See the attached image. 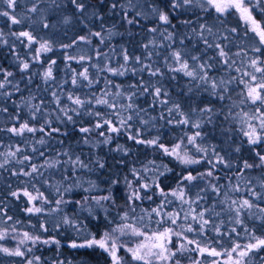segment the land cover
<instances>
[{"label":"trees","instance_id":"obj_1","mask_svg":"<svg viewBox=\"0 0 264 264\" xmlns=\"http://www.w3.org/2000/svg\"><path fill=\"white\" fill-rule=\"evenodd\" d=\"M89 4H96L97 0H87ZM122 3L126 4V0H121ZM152 0H147V3H151ZM147 3L145 7H147ZM32 0H26L25 3L19 4L16 9V14L18 17L26 14V8L31 7ZM49 6L48 0H42L40 3L41 8H47ZM6 9V7L4 8ZM10 11V10H9ZM100 14L103 15V22L96 19L85 20L84 23L78 19L79 14L74 13V9L71 5H66L63 12H59L57 15H49L50 23H56L55 28L44 29L39 23V18L36 14L32 15L33 20L37 22L31 25V30L33 35L37 38L44 40H51L53 42L54 50L48 53H41L38 59H34L36 56L35 49L39 46L38 44H32L30 47L27 46V42L21 43V40L17 39L15 36L11 35L12 32H19L21 30H29V21L25 20L20 25H12L8 18L0 17V31L4 33L3 37H0V68L6 69L14 73L11 80V84H7L5 89L0 91H11L13 95L11 97L0 96V108H8V113L0 112V128H7L15 123L10 117L19 113L21 120H28L30 124L40 126L43 124L44 119L52 120V127H59L63 131L68 132L67 136H61L54 134L53 137H45L46 143L44 145L38 144L36 141L43 136L42 133H25L23 137H17L8 133L7 131H0V153L9 151V146L11 145V150H15L16 146H19L24 151L18 153V157L22 155H28L32 157L31 163L37 166L43 164L46 159H56L57 154L61 151L68 150L70 154L79 155L81 159L92 168V171L87 169L77 170L74 174L71 171L69 165L61 164L59 168L56 169H41L43 175L34 174L33 177H25L13 175L12 172L24 169L25 171L30 170L28 162L24 164L16 163L13 160L11 163L7 164L5 168L0 169V232L6 233V238L0 240V246L8 247L9 249H15L20 247L22 251H25L24 257L7 256L6 254L0 252V264H26L28 259H33L34 257H40L38 264H57L58 261H63V264H113L111 256L109 253L103 251L99 248H81L72 249L68 246L71 240L82 241L88 233L95 235L97 239H100L102 233L105 231H110L115 226L123 223L120 220V215L124 212H128L129 216L132 217L128 223H133L137 227H141L143 231L147 234H151L153 231L162 230L164 227L172 226L170 221L167 220L165 216H157L152 209L159 207L162 203L164 205L162 209L163 212H180L181 219L177 223L192 224L194 228L199 230V224L196 221L191 220L189 217L188 221L183 220V214L185 211L189 210L188 204H182V202L171 195L168 196L167 200L159 195L157 189L151 186L150 181L155 179L156 173L153 171H145V169L160 168L164 170L165 166L171 169L167 172L165 176L160 177V186L166 191L171 192L177 190V184L181 177L191 172L193 175H198L199 173L206 172L211 168L206 162H201L200 164L185 166L179 163V161L174 156L166 155L162 150L157 148H150L143 145H137L133 141L128 139L127 133L121 132L119 136H116L113 140L112 146L98 145L92 147L82 143V134L76 131L80 126H92L94 123V118L91 116L83 115L80 117H75L74 120L76 124L73 125L69 122L61 123L56 117L61 115L53 102V97L51 93L56 91L58 95L61 96V104L64 106H69L70 101L66 99L67 95L74 93L81 95L90 92H97V95L102 93L105 88H109L111 91L115 92V88L106 84L105 77L108 80L113 81L116 84H120L125 92H130L128 85L131 83H136L141 74L137 76H132L131 74H126L125 76H112L110 73L103 72L97 73L96 67L94 65L104 66L105 63H110L112 67H117L119 64L123 63L121 56V49L127 48L130 55L142 56L145 50L142 48V44L146 43L153 34L147 32V28L153 26L157 21L149 17L146 20L141 21L139 26L132 25L128 26L123 20V13L117 9V14H113L109 8L106 6L100 9ZM131 14V13H130ZM253 14L258 21L264 24V13H261L258 9H253ZM63 15L73 16V22L69 25H63L57 23ZM181 19H191L193 21L191 27L199 28L201 23H207L213 26V31H219L224 35L229 37L228 41H224L217 37L216 42L221 43L225 46V50L229 52L232 60L236 61V64L229 69L226 65L219 63L220 58L215 57L213 62V69L210 75L216 77L217 79L223 77L225 79L234 78L232 83L228 85L229 91L225 94V99L219 101L207 92L201 89L195 88V82H190L189 78L184 77L182 74L177 73H165V76L161 80V83L169 90L170 98L173 102H179L181 107L185 112L189 111L190 106L201 107L208 105L214 107L219 113L213 117L212 124H205L200 131L203 133V144L205 146H214L218 152L225 155L226 160L232 165L230 168H224L223 165H217L214 170L213 177H205L203 180L197 179L196 181L189 183L184 181L182 187L184 188L186 198L193 201L191 208L194 209V213H198L202 210L207 209L206 217L211 219V224L206 226L208 229L205 234H199V232H186L184 233L190 239L199 240L202 246H210L215 248L217 251H222L223 249H231L234 242H238L241 245L248 242V233H245L244 227H247L251 232H254L256 236L264 237V221L258 219L260 215L258 211L253 210L254 215L249 216L247 211L243 212L241 219L242 224H236L234 217V212L227 211V207L222 201L224 200V193L227 192L228 196L233 199H242L250 197L247 192H233L230 191V187L234 186L238 181V173L243 170L241 165L243 161L247 160L249 163H258L257 158L252 152L251 146L246 143L247 137L243 135L241 131V123L239 118L233 119L228 116L231 112L233 116L241 111L248 112L252 114L257 107V105L251 104L246 101L241 104V99H244L242 93L246 94V89L244 84L240 83L243 79L247 81L249 77L243 76L244 71L251 72L255 74L258 78L261 73H256L255 70L249 67L251 59L259 56L261 60H264V45L259 44V37L255 35L250 29V26L241 19L240 14L235 10H230L221 16L216 13L214 9L209 7L208 11H201L200 9H195L183 13ZM218 20L223 21V25L217 23ZM85 23L87 28H85ZM112 28L114 34L110 39H105L104 43H100L97 37H92V43L86 44L83 42H77L71 48L64 49L60 47L63 44L72 43L74 40L81 35H87L88 30L101 31L102 29ZM178 27H180L178 25ZM235 28L237 31L232 33L228 29ZM186 31V29H181V34ZM188 35L193 36L191 42L186 41L189 50L198 55H202V59H207L208 56H214L215 50L208 49L205 51L204 45L199 41L191 31L187 32ZM107 35V33H105ZM156 40L167 44V41L157 34L155 36ZM211 40L212 38L209 37ZM6 40L7 43L2 41ZM174 48H179L180 45L177 43L173 45ZM255 47L261 48V53H256L252 49ZM99 50L101 53H106L107 55H101L99 59H96V51ZM151 50V49H149ZM160 52V56L153 55V66H160L163 68L161 57L164 56L170 49L162 48L157 49ZM240 52L237 56L236 53ZM17 54L21 59L28 60L30 62V70L28 72L19 71V63L16 59ZM91 57V60L85 59L84 61H78V59L68 60L66 57ZM51 59H55L57 63L53 65V74L56 77L55 81H50L45 84L42 80V73L46 70V67ZM88 69L91 77L98 78L99 83L95 84L92 88L84 87H74L71 84V78L73 71L76 73L81 72L84 68ZM139 67V66H137ZM240 68V72H236V68ZM31 75V83H29L27 77ZM176 78L171 79L172 76ZM145 81L157 79L151 78L146 74H143ZM3 76L0 75V80ZM79 80V77H78ZM259 82V81H257ZM86 85V82H83ZM19 85V92L15 91V85ZM62 85V87H61ZM192 87L193 91L188 93V88ZM35 96L36 99L32 101L34 104H38L42 99L44 104L42 105V113L38 114L35 121L30 120L29 113L26 106L18 107L24 98H31ZM111 99V97H109ZM15 101V104L12 103ZM121 102H125L121 100ZM151 97L144 95L139 99L134 98V103L140 109H147V112L141 111L140 116L137 117L133 115V120L130 121L132 124L131 132L135 134L137 129L141 130L142 137L145 139L154 138L159 136L160 143L171 148L177 143L183 140L182 148H187L190 150V154L195 153V149L191 145L187 144V135H191L196 131V129L190 126L168 124L167 123V105L156 108L150 107ZM96 110L101 113L110 112L109 109L103 106H98ZM264 112V108L261 109ZM164 113L166 119L161 120L160 114ZM156 117L154 121H150L149 124L143 125L140 120H148L149 117ZM173 119L178 120L179 117L173 114ZM251 123L256 124L258 121H251ZM246 129V125L243 126ZM230 128V133H224L222 129ZM63 143H60V141ZM92 140H102L101 137L97 136L96 132L92 133ZM123 145L129 149L128 155H121L114 151H110L109 147H114L116 144ZM235 146H240L241 151L236 153L233 149ZM32 147L37 149L36 152H32ZM258 150L264 151V149L258 148ZM43 152L44 155L40 156L39 153ZM197 156L202 154L196 153ZM99 158L103 160L106 164V169H98L94 161ZM209 158L211 159V153H209ZM61 161L66 158L60 156ZM3 160V156H0V161ZM124 161L123 165L117 163V161ZM150 162H154L150 163ZM68 168L65 172L63 169ZM135 168L138 175L142 176L143 179L139 181H133L134 186L142 182L150 183V193L151 199L144 198L141 201H137L135 204V212H132L128 207L126 202V196L128 189L125 187L124 177L129 180H133L131 175V169ZM244 176L253 181V186H256V190L259 192L261 189L258 187V180L264 176V168H253L251 170H243ZM119 174V184L115 186L112 190L116 199V206L109 207L107 214L104 210L94 209L96 215L100 217L99 220L90 217L87 212L81 211L80 208L74 203L76 200H80L83 196H100L107 194L109 189V181L116 175ZM68 176L69 179L64 177ZM242 180L243 178H239ZM47 181V183H45ZM208 181L216 184L220 187V195L212 192L211 188L208 187ZM78 182V183H77ZM89 182L96 185L95 188H90ZM73 185V191L70 193H65L64 198L66 200H72L73 203L66 205H61L62 211H53L55 208L54 201L58 199L56 193V187L59 185ZM244 185L241 183V188ZM89 188L88 192L83 189ZM27 189L29 192L36 194L37 190L44 194V196L53 203L43 204V208L46 210L40 214H29L24 209L32 206L26 202V197L22 195L20 198H15L10 195L12 191H19ZM199 193V199L197 194ZM142 196H146L142 193ZM259 203L261 207H264V200L255 201ZM36 206H41L42 202L37 200L34 202ZM147 210V212L145 211ZM148 213H151V219H148ZM219 213V215H216ZM67 215L78 223H81L85 231L83 234L78 235L76 231L70 227L62 225V217ZM12 217L11 220L7 217ZM106 216V218H105ZM144 217V220H140V217ZM157 221H163L159 226ZM45 224L49 231L43 232L40 225ZM55 224H61L59 229H54ZM147 225V227H144ZM215 226H219L221 233H228V235H217L213 230ZM236 228V233H232L231 229ZM182 231L181 229H177ZM28 232L31 235H40L42 239H48L55 237L60 240V246L55 244L45 245L42 243H37L35 246L32 245L30 241H25L24 244H20V240L23 239V233ZM144 237H136L131 234L122 235L119 237L117 244L119 246V251L117 252L118 257L121 258L122 264H141V262L134 261L131 258V254L127 251L128 248H135L137 243L143 242ZM178 243H186V241L178 240L177 237H172V243L168 245L170 248H175ZM122 245V246H121ZM192 248L194 245H188ZM27 248H31L32 251H26ZM239 251V250H238ZM264 254V250L262 253ZM253 255H256L253 253ZM234 258H238L236 253H233ZM178 258L181 260V264H192L193 259H200L202 264H211L213 260L218 261L219 264H223L224 260L227 259L226 256L222 255L219 257H212L205 254L200 256L197 251L185 252L183 255H179ZM191 258V259H190ZM34 264H37L34 261ZM154 264H167L165 261H155ZM259 264V261H256Z\"/></svg>","mask_w":264,"mask_h":264},{"label":"snow or ice","instance_id":"obj_2","mask_svg":"<svg viewBox=\"0 0 264 264\" xmlns=\"http://www.w3.org/2000/svg\"><path fill=\"white\" fill-rule=\"evenodd\" d=\"M26 0H0V17H6L12 25H20L25 20L29 21V30H21L19 32H12L11 35L15 36L17 39L21 40V43L27 42V46L32 44H38V48L35 49L36 56L34 59H38L41 53H48L54 50L53 42L51 40H44L37 38L33 35L31 30V25L35 24L37 21L33 20L32 15L36 14L39 18V23L44 29L55 28L56 23H50L49 15L55 16L59 12H63L66 5H71L74 9L75 14L78 15V19L82 23L85 20L96 19L103 22L104 17L100 14V9L105 8L106 6L113 14L119 15L117 9L123 13L122 20L128 25L139 26L141 21L148 19L149 17L154 18L157 23L151 27L147 28V32L153 34L146 43L142 44V48L145 50L142 56L139 55H130L127 48L121 49V56L123 63L119 64L117 67H112L110 63H105L104 66L94 65L97 69V73L107 72L112 76H125L126 74H131L132 76H137L141 74L136 83H131L128 85L130 92H125L120 84H116L111 80H108L105 77L106 84L115 88L116 91L113 92L109 88L97 95V92H90L85 94L83 97L74 93L67 95L66 99L70 101L69 106H64L61 104V96L58 95L56 91L51 93L53 97V102L56 105L57 110L61 115L57 116L56 119L64 123L69 122L73 125L76 124L74 120L75 117H80L83 115L91 116L94 118V123L92 126H80L76 131L82 134V143L92 147L98 145L112 146L113 140L116 136H119L122 131L127 133L128 139L133 141L137 145H143L150 148H157L162 150V152L169 156H174L180 164L185 166H192L200 164L201 162H206L211 165V168L206 172L199 173L198 175H193L191 172L181 177L180 181L177 184V190L166 192L160 186V177L166 175L167 172H170L171 169L164 168H152L145 169V171H153L156 173L155 179L150 181L151 186L158 190L159 195L164 197L167 200L168 196L171 195L179 199L182 204H188L189 210L185 211L183 214V220L188 221L189 217L191 220L196 221L199 224V230L194 228L192 224L185 225L184 223H177L181 219L180 212H163L164 207L163 203L152 209L157 216L163 214L170 221L171 225L176 227L168 226L164 227L162 230L153 231L151 234H147L142 230L141 227H137L133 223H128L127 221L131 220L132 217L129 216V213L126 211L120 215V220L123 223L115 226L110 231H105L102 233L100 239H97L95 235L88 233L87 236L80 242L77 240H71L68 246L72 249H81V248H99L103 251L109 253L111 256L113 264H122V260L118 257L117 252L119 251V246L117 241L120 236L131 234L136 237H144V241L137 243L135 248H128L127 251L131 254V258L134 261L141 262V264H154L155 261H165L167 264H181V260L178 258L179 255H183L185 252L197 251L200 256L207 254L212 257L226 256L227 259L224 260L223 264H256V261H259V264H264V237L256 236L254 232H251L247 227H244L245 233H248V242L241 245L238 242H234L231 249H223L222 251H217L215 248L210 246H202L199 240L190 239L184 235L186 232H199V234H205L208 230L206 226L211 224L210 218L206 217L207 209L202 210L198 213H194V209L191 208L192 200L186 198V194L182 185L184 181L192 183L197 179L203 180L205 177H214V170L217 165H223L224 168H230L232 165L226 160L225 155H222L216 150L214 146H205L203 144V133L200 131L205 124H212L213 117L219 113L214 107L210 106L211 102L208 105L201 107L190 106L189 111L185 112L181 107L179 102H173L170 98L169 90L164 87L161 83V80L165 76V73H177L182 74L184 77L189 78L190 82H195L194 86L197 89H201L204 92H207L213 98L223 101L225 99V94L229 91L228 85L232 83L234 78L225 79L223 77L217 79L216 77L210 75L213 69V62L215 57L220 58L219 63L226 65L229 69L236 64L235 60L231 59L229 52L225 50V46L221 43L216 42L217 37L219 39L228 41L229 37L222 34L219 31L214 32L213 26L207 23H201L199 28L191 27L193 21L191 19H181L183 13L193 11L195 9H200L201 11H208L209 7L215 10L216 13H219L223 16L225 13L230 10H235L240 14L241 19L245 21L246 24L250 26V29L256 36L259 37V44L264 45V24L256 19L253 14V9H258L261 13H264V0H152L151 3H147V0H126V4L122 3L121 0H97L96 4H89L87 0H48L49 6L47 8H41L40 3L42 0H32L31 7L26 8V14L18 17L16 14V9L19 4L25 3ZM147 3V7L145 4ZM8 10H4V8ZM10 10V11H9ZM131 13V14H130ZM73 22V16L63 15L61 19L57 21L59 24L69 25ZM218 24L223 25L222 20L217 21ZM178 25L180 27H178ZM85 28L87 24L85 23ZM103 29V26H102ZM181 29H186V31L181 34ZM191 31L195 37L202 42L204 45L205 51L208 49H214L215 55L208 56L207 59H202V55L192 53L186 41L191 42L193 36L188 35L187 32ZM228 31L235 33L237 30L235 28L228 29ZM107 33V35H105ZM114 34L112 28L103 29L101 31H92L88 30L87 35H81L74 40L72 43L60 45L64 49L71 48L77 42H83L86 44H91L92 37H97L99 42L104 43L105 39H110ZM159 35L163 41H167V44L159 42L156 40L155 36ZM4 33L0 31V37H3ZM209 37L212 39L210 40ZM7 43L6 40L2 41ZM179 44V48H174L173 45ZM167 48L170 49L164 56L161 57V63L163 68L160 66H153V55L160 56V52L156 51L157 49ZM151 49V50H149ZM256 53H261L260 47H255L252 49ZM101 55H107L106 53H101L99 50L96 51V59H99ZM237 56L240 55V52L236 53ZM264 55V53H262ZM16 59L19 63L20 72H28L30 70V62L28 60L21 59L17 54ZM68 60L78 59V61H84L85 59L91 60V57H66ZM57 61L51 59L48 63L46 70L42 73V80L45 84H48L50 81H55L56 77L53 74V65ZM139 66V67H137ZM249 67L253 68L256 73H261V76L258 78L255 74L244 71L243 76L249 77L247 81L241 79L240 83L244 84L246 89V94L242 93L244 99H241L240 103L244 104L246 101L251 104L257 105L254 112L249 114L248 112L241 111L236 113L235 116L231 112L228 113V116H225V119H228L231 116L234 120L239 118L241 123V131L243 135L247 137L246 143L251 146L254 156L257 158L258 163H249L247 160L243 161L241 168L243 170H251L253 168H264V151L258 150L264 149V112L261 111L264 108V60H261L259 56L250 60ZM73 71L71 78V84L74 87H88L92 88L95 84L99 83L98 78H93L90 76L88 69L85 67L81 72L76 73ZM236 72H240V68L235 69ZM143 74L148 75L151 78H157L149 81H145ZM0 75L3 76V79L0 80V90L5 89L7 84H11L9 79L14 75L13 72L6 69L0 68ZM79 77V80H78ZM173 75L171 79H175ZM29 83H31V75L27 77ZM259 81V82H257ZM86 82V85L83 83ZM62 87V85H61ZM15 91L19 92V85H15ZM188 93L193 91L192 87L188 88ZM13 92L11 91H0V96L11 97ZM147 95L151 97L150 107L156 108L157 106L163 107L167 105V123L190 126L193 129H196L191 135H187V144L191 145L195 149V153L190 154V150L182 148L183 140L180 143H177L175 146L169 148L164 144L160 143L159 136L154 138L145 139L142 137L140 129H137L135 134H132L131 128L132 124L130 121L133 120V115L139 117L140 112H147V109H140L135 103L134 98L139 99L141 96ZM111 97V99H109ZM36 97L33 96L30 99L24 98L21 101V104L18 107L26 106L29 118L32 121L37 119L38 114H41L43 109L42 105L44 101L41 99L38 104L32 103ZM121 100L125 102H121ZM15 104V101H12ZM98 106L106 107L110 110L108 113H101L96 110ZM0 112L8 113V108H0ZM173 114L179 117L178 120L173 119ZM15 123L12 126L5 128H0V131H7L14 136L23 137L25 133L35 134L37 132L42 133L43 136L39 138L36 142L40 145L46 143L45 137H53L54 134L67 136L68 132L63 131L59 127H52L51 119H44V122L40 126L30 124L28 120H21L19 113H16L14 116L10 117ZM161 120H165L166 117L162 112L159 117ZM156 117H149L148 120H140L141 124L147 125L150 121H154ZM251 121H258V123L253 124ZM246 125V129L243 127ZM224 133H230V128L222 129ZM96 132L98 137H101L102 140H92V133ZM60 143H63L61 140ZM12 146H9V151L0 153V156H3V160L0 161V169L5 168V166L11 163L13 160L16 163L24 164L28 162L30 170L25 171L20 169L19 171H13V175L33 177L34 174L43 175L41 169H56L59 168L61 164L69 165L73 174L80 169H87L92 171L93 169L86 164L79 155L70 154L68 150L61 151L57 154L56 159H46L45 162L39 166L32 164L31 159L28 155H22L18 157V153H22L24 150L19 146L15 147V150H11ZM110 151L120 153L121 155H128L129 149L123 145L116 144L114 147H109ZM236 153L241 151L240 146H235L233 149ZM32 152H36L37 149L32 147ZM196 153L202 154L197 156ZM209 153H211V159L209 158ZM40 156H43L44 153L40 152ZM60 156L65 157L66 159L61 161ZM98 169H106V164L103 160L97 158L94 161ZM118 164L123 165L124 161H117ZM153 163L154 162H150ZM65 172L68 171V168L63 169ZM241 170L238 173V181L234 186L230 187V191L240 192L245 191L248 193L249 198L242 199H233L228 196V193H224V203L227 207V211L235 213V223L242 224L243 221L241 216L244 211H247L249 216L254 215L253 210L258 211L260 214L258 219L264 221V207H261L259 203L255 201L264 200V176L259 178L258 187L261 191L256 190V186H253V181L244 176V171ZM131 175L133 180H129L127 177H124L125 187L128 189L126 202L128 207L132 212H135V204L137 201H141L144 198L151 199L150 193V183L142 182L134 186L133 181L142 180L143 177L138 175L135 168L131 169ZM69 179L68 176L64 177ZM239 178H243L240 180ZM119 174L114 176L109 181V189L107 194L100 196H83L80 200L74 201V203L80 208L81 211L87 212L90 217L99 220L100 217L95 214L94 209H101L107 214L109 207L116 206V199L114 196L113 188L119 184ZM47 183V181H45ZM78 183V182H77ZM241 183L244 185L241 188ZM90 188H95L96 185L92 182H89ZM208 187L211 188L212 192L220 195V187L216 184H213L211 181H208ZM85 192H88L90 189H83ZM73 191V185L69 184L67 186L61 184L56 187V193L58 199L54 201L55 208L53 211L59 212L62 211L61 205H66L73 203L72 200H66L64 198L65 193H70ZM142 193H145L146 196H142ZM12 197L20 198L22 195L26 197V202L32 206L24 209L29 214H40L46 210L43 208L45 203H53L49 201L43 193L37 190L36 194L29 192L27 189L12 191L10 193ZM199 199V193L197 194ZM40 200L42 202L41 206H36L35 201ZM147 212V210H145ZM219 215V213H216ZM106 218V216H105ZM7 219L11 220L12 217L8 216ZM140 220H144V217H140ZM148 219H151V213H148ZM163 221H157L159 226ZM62 225L70 227L76 231L78 235L83 234L85 231L84 226L81 223H78L73 218L64 215L62 217ZM43 232H48L49 229L45 224L40 225ZM54 229H59L61 224H55ZM147 227V225H144ZM181 229L182 231H178ZM217 235H228V233H221L219 226H215L213 229ZM232 233H239L236 231V228L231 229ZM175 236L178 240L186 241V243H178L177 246L173 249L168 245L172 243V237ZM6 238L5 232H0V240ZM25 241H30L33 246L37 243H42L45 245L55 244L60 246V240L55 237L42 239L40 235H31L28 232L23 233V239L20 240V244H24ZM188 245H194L190 248ZM122 246V245H121ZM239 250V251H238ZM26 251L31 252V248H27ZM0 252L6 254L7 256H16L24 257L25 251H22L20 247L15 249H9L8 247L0 246ZM233 253L237 254L238 258L233 257ZM255 253L256 255H253ZM191 259V258H190ZM34 261H40V257L36 256L33 259H28L26 264H34ZM57 264H63V261H58ZM192 264H202L200 259H193ZM211 264H219L218 261L213 260Z\"/></svg>","mask_w":264,"mask_h":264}]
</instances>
